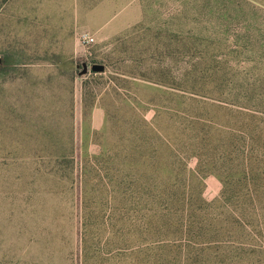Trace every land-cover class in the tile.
<instances>
[{"label": "rangeland", "instance_id": "rangeland-1", "mask_svg": "<svg viewBox=\"0 0 264 264\" xmlns=\"http://www.w3.org/2000/svg\"><path fill=\"white\" fill-rule=\"evenodd\" d=\"M0 264H264V0L1 7Z\"/></svg>", "mask_w": 264, "mask_h": 264}, {"label": "crops", "instance_id": "crops-1", "mask_svg": "<svg viewBox=\"0 0 264 264\" xmlns=\"http://www.w3.org/2000/svg\"><path fill=\"white\" fill-rule=\"evenodd\" d=\"M68 3V1H67ZM67 5V4H66ZM109 22V19L107 20ZM73 22V21H72ZM71 22V15L68 13L67 14V20H66V25L64 26L69 32L71 31V28L73 29V27H76L75 23L73 22L74 26H72ZM107 25V24H106ZM104 25V26H106ZM50 27H48L49 29ZM53 28L54 29H57V21H53ZM52 67L56 68L57 69V65H51ZM75 79V78H74ZM74 79H72V75H71V80L74 81ZM105 111H101L100 109H98L97 107H95L93 109V112H92V116H88L90 120L89 121V125H90V128L92 130H99L103 124H104V116H105ZM220 189H221V185L219 182H217L216 185H214V187H211V183L209 184V182H206V185L204 187V191H203V195L204 196H210L212 198H215L216 196H218L219 192H220ZM216 199V198H215Z\"/></svg>", "mask_w": 264, "mask_h": 264}, {"label": "built area", "instance_id": "built-area-1", "mask_svg": "<svg viewBox=\"0 0 264 264\" xmlns=\"http://www.w3.org/2000/svg\"><path fill=\"white\" fill-rule=\"evenodd\" d=\"M78 43L82 49L88 50L96 43V39L89 32L78 33Z\"/></svg>", "mask_w": 264, "mask_h": 264}, {"label": "water", "instance_id": "water-1", "mask_svg": "<svg viewBox=\"0 0 264 264\" xmlns=\"http://www.w3.org/2000/svg\"><path fill=\"white\" fill-rule=\"evenodd\" d=\"M83 73H86L87 71H88V66L85 64L84 66H83ZM92 70L94 71V72H102L103 70H104V67L103 66H101V65H93L92 66Z\"/></svg>", "mask_w": 264, "mask_h": 264}, {"label": "trees", "instance_id": "trees-1", "mask_svg": "<svg viewBox=\"0 0 264 264\" xmlns=\"http://www.w3.org/2000/svg\"><path fill=\"white\" fill-rule=\"evenodd\" d=\"M8 1H9V0H2V3H1L0 8L3 7Z\"/></svg>", "mask_w": 264, "mask_h": 264}]
</instances>
